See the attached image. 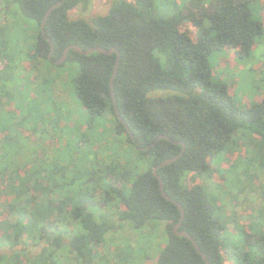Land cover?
<instances>
[{"label": "trees", "instance_id": "obj_1", "mask_svg": "<svg viewBox=\"0 0 264 264\" xmlns=\"http://www.w3.org/2000/svg\"><path fill=\"white\" fill-rule=\"evenodd\" d=\"M11 1L38 31L25 51L18 40L10 43V27L0 25V249L10 250L0 253V264H90L88 258L102 263L107 257L99 249L109 239L126 227L143 231L151 222L165 223L168 236L156 264H205L194 244L174 233L181 212L162 195L154 174L182 152L181 143L184 155L159 170L165 192L185 209L180 230L194 238L210 264H226V256L233 264H264V208L246 225L230 229L231 217L203 185L216 172L214 160L236 149L233 158L247 159L248 167L242 170L248 182L242 180L236 201L258 194L254 171H264V96L239 105L234 84L215 61L225 52L238 64L257 57L264 47V0H112L106 15L77 19L71 11L85 14L92 0L65 1L45 27L53 61L71 45L117 48L114 90L123 120L110 87L117 54L70 50L66 62L79 67L73 86L88 119L72 157L55 154L54 161L32 149L20 159L17 150L27 148L16 142L15 111L6 107L26 88L36 93L31 103L50 105L56 77L37 74L31 80L27 74L38 73V64L56 65L41 26L61 0ZM15 103L16 109L31 105ZM29 111L20 126L32 125L39 139L47 118L42 120L43 111ZM163 135L173 142L158 140Z\"/></svg>", "mask_w": 264, "mask_h": 264}, {"label": "rangeland", "instance_id": "obj_2", "mask_svg": "<svg viewBox=\"0 0 264 264\" xmlns=\"http://www.w3.org/2000/svg\"><path fill=\"white\" fill-rule=\"evenodd\" d=\"M112 0H92L91 8L84 14L80 9L71 11L70 16L72 19L79 17L89 18L96 15H106L110 8ZM133 2V0H127ZM264 5V3H261ZM2 17H0V25H8L9 31H7V38L10 43L14 45L19 44V47H23L25 51H30L33 45V36L37 34L38 25L37 23L24 17L16 4L11 0L2 1L0 3ZM260 7V6H258ZM256 9V8H255ZM260 16L264 19V9L261 7ZM7 18V20L5 19ZM6 20V22H5ZM18 40V44H17ZM255 59L245 61L243 64L235 62L234 57L229 52L223 53L218 61L219 66L215 61L216 70H220L221 74L229 81L232 85L234 84L233 91L235 92L236 99L239 101V105H252L257 103L264 96V47L259 49ZM225 59V64H221V60ZM229 66L234 71L228 70L225 66ZM34 67V65H31ZM38 71L30 72L27 74L29 78L36 79L38 77H49V75L57 80L51 88L49 98L52 100L50 105H40V103L33 100V95L36 93L30 88H26L21 96H16L10 99V104L6 107L15 111L14 120L15 124L18 125V135L16 142L26 146L27 149L22 148L20 151L17 150L20 159H24L25 152L29 150H35L41 152L46 158H50L51 161L56 159L55 154H60L63 159H70L73 152L76 150L75 144L81 140V134L84 132V128L88 119V113L82 103L80 102L75 88L73 86V79L78 72V65L72 62H66L62 66H56L45 62L44 65L38 64ZM33 76L35 78H33ZM252 76V77H251ZM39 86L41 83L38 84ZM28 89V91H27ZM17 91H14V94ZM15 100L18 102H27L31 104L21 106L19 105L16 109ZM26 100V101H25ZM36 110L44 112L40 115L45 122L40 124L41 133L39 139H35L32 132V125L27 122L22 126L21 119L26 118L31 111ZM40 114V113H37ZM36 116L33 118L35 119ZM47 121V122H46ZM38 133V132H37ZM18 137V136H17ZM31 138V141H29ZM237 150L229 151L230 154H224L214 160L215 173L209 180L203 179V185L206 186L208 193L214 200L216 205L224 210L225 214L230 216L232 220L229 222V228H235L246 225L249 222V216L251 214H258V211L264 208V171L256 169L255 175V187H257V196H250V200L245 199L246 195H242L238 201L237 195L238 190L243 187V182H248L246 175L242 172L247 164L248 153L241 160L233 158ZM36 154V152H35ZM37 155V154H36ZM104 156V155H103ZM61 162V159H58ZM237 160L240 161V165H236L233 168V164ZM67 162L61 164L65 165ZM238 164V163H236ZM243 167L241 170L240 168ZM248 168V167H247ZM246 168V169H247ZM252 171V169H250ZM248 173V172H247ZM249 174V173H248ZM253 174V172H251ZM253 174V175H254ZM252 175V176H253ZM241 183V185H240ZM246 191H249L247 189ZM236 201V202H235ZM236 220V221H235ZM149 226H154L149 229ZM167 228L163 222H151L148 227L143 231H134L130 227H126L121 230L119 234L114 235L113 239H109L105 246L100 247V254L107 257L104 262H100L97 259H87L90 264H156V258L163 251L167 245ZM227 251V249H226ZM226 256V264H233ZM66 264H75L68 262Z\"/></svg>", "mask_w": 264, "mask_h": 264}, {"label": "water", "instance_id": "obj_3", "mask_svg": "<svg viewBox=\"0 0 264 264\" xmlns=\"http://www.w3.org/2000/svg\"><path fill=\"white\" fill-rule=\"evenodd\" d=\"M67 1V0H61L59 3H57L56 5L52 6V8H50L47 13L45 14V17H44V20H43V23H42V26H41V32H42V35L50 42L51 44V51H50V54H49V60L52 61L53 60V53H54V44L52 43L51 39L48 38L46 36V33H45V27H46V24H47V20L50 16V14L57 8L61 7L63 5V3ZM70 50H74L75 52L79 53V54H82V55H90L91 53H102V54H105V55H112L114 53L117 54V60H116V64H115V68H114V72H113V76L111 78V82H110V87H111V94H112V99H113V104L115 106V109H116V112H117V115L120 117L121 120L122 117L120 116V111L117 107V104H116V94H115V90H114V80H115V77L117 75V72H118V69H119V65H120V59H121V54L119 52V50L117 48H112L110 50H106L102 47H96V48H89L87 50H84L83 48H81L80 46L78 45H71L69 47H67L62 55V57L57 60V61H52L54 62L56 65H61L63 63L66 62L67 58H68V54L70 52ZM127 130L130 134V136L135 139V136L134 134L132 133V131L127 127ZM160 139H166L168 141H172V139H170L168 136H160L158 138V140ZM173 142V141H172ZM183 145V150L182 152L174 157V158H171V159H167L165 160L162 164H160V166L156 167L154 169V174L157 176L159 182H160V190H161V193L162 195L170 202H173L174 204H176V206L179 208L180 212H181V219H180V222L174 226V233L178 236H182V237H185L187 239H189L195 246L196 250L199 252V254L204 258L205 260V264H210L206 255L202 252L201 248L199 247V245L196 243V241L194 240V238L188 233V232H185V231H182L180 230L181 226H182V223L184 221V218H185V209L184 207L182 206L181 203H179L178 201L172 199L170 196L167 195V193L165 192V186H164V181L162 179V177L159 175V170L167 165H170V164H173L175 163L176 161H178L185 153L186 151V146L184 143H181ZM154 145V144H153ZM150 147L146 148V149H141L142 151H145V150H149ZM21 248V246L19 247ZM4 251H7V252H10L9 249H0V253H3Z\"/></svg>", "mask_w": 264, "mask_h": 264}, {"label": "flooded vegetation", "instance_id": "obj_4", "mask_svg": "<svg viewBox=\"0 0 264 264\" xmlns=\"http://www.w3.org/2000/svg\"><path fill=\"white\" fill-rule=\"evenodd\" d=\"M2 1H4V0H0V3L2 2ZM0 9H1V7H0ZM55 50V49H54ZM50 54V53H49ZM53 61V60H52ZM177 225V224H176ZM174 230V229H173Z\"/></svg>", "mask_w": 264, "mask_h": 264}, {"label": "built area", "instance_id": "obj_5", "mask_svg": "<svg viewBox=\"0 0 264 264\" xmlns=\"http://www.w3.org/2000/svg\"><path fill=\"white\" fill-rule=\"evenodd\" d=\"M127 1V0H126Z\"/></svg>", "mask_w": 264, "mask_h": 264}]
</instances>
